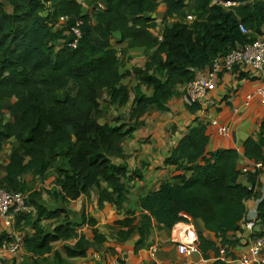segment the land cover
<instances>
[{
  "label": "trees",
  "instance_id": "1",
  "mask_svg": "<svg viewBox=\"0 0 264 264\" xmlns=\"http://www.w3.org/2000/svg\"><path fill=\"white\" fill-rule=\"evenodd\" d=\"M6 1L9 8L0 2V151L11 141L13 145L0 186L24 193L34 211L19 213L14 224L19 228L24 221L34 228L25 235L27 255L22 263L67 264L63 254L53 249L55 241L75 240L65 245L64 252L79 257L97 250L108 238L94 228L89 239L78 227L95 225V220L84 216L81 223L71 222L66 205L97 188L101 207L107 201L122 211L129 199L126 180L139 176L113 160L124 157L125 139L149 109L166 110L179 88L216 55L231 51L237 42L264 35V0H239L242 3L232 10L211 5V0ZM99 2L104 9L97 10ZM161 3L166 6L163 22L171 18L172 24L161 26L153 16ZM189 13L196 18L187 21ZM61 17L66 21L60 22ZM77 21H82L81 37L73 46L70 26ZM241 22L252 30L251 39L241 33ZM158 25L162 40L155 35ZM116 32L128 50L150 52L143 66L124 69L128 58L115 46ZM131 74L137 80L132 90L122 83ZM248 76L242 72L237 78ZM130 91L135 96L129 120L134 122L100 123L99 95L106 92L110 105L123 106ZM188 108L196 112L199 105ZM207 128L196 118L165 158L166 165L177 168L174 180L164 179L156 190L140 196V215L127 210L114 221L120 242L137 229L139 247L155 225L173 229L179 222L192 223L203 257L212 255V264H226L219 258L222 248L227 256L236 257L242 239L248 243L264 233V195L259 198L256 187L261 183L254 177L259 172L249 173L250 185L239 182L237 148L209 150ZM243 151L250 160L264 163V119L257 137L245 140ZM50 172L55 178L47 192L32 189L25 178L31 174L44 179ZM103 183L106 187L101 189ZM44 192L54 205L44 200ZM252 197L259 199L257 218L263 230L245 234L246 201ZM43 219H54L55 224L49 228L41 223ZM204 231L213 237H206ZM5 238L7 234H0V244Z\"/></svg>",
  "mask_w": 264,
  "mask_h": 264
},
{
  "label": "crops",
  "instance_id": "2",
  "mask_svg": "<svg viewBox=\"0 0 264 264\" xmlns=\"http://www.w3.org/2000/svg\"><path fill=\"white\" fill-rule=\"evenodd\" d=\"M0 2L9 8L6 0H0ZM189 7L194 9L195 3L191 2ZM165 9V4L161 3L153 13L157 22L160 21L158 13H161L163 16ZM158 31L161 32V26L159 25L155 28V35ZM118 36L121 37V34L116 32L113 39L114 43L118 40ZM115 46L117 48V45ZM136 63L134 59L132 63H127V69H131L132 66H143L145 62ZM248 75L247 78L243 79H238L233 74L225 76L217 88L208 95V97L213 99L214 103L199 106V110L196 112L189 110L183 96L184 86H181L179 94L171 97L168 101L166 110L151 108L140 118V125L134 130L132 136L123 142L124 157L113 159L119 164H126L130 173L136 171L139 175L132 180H126L129 185V199L122 211L119 213L115 205L107 201L101 207L99 205L100 190L97 188L91 190L88 195L83 194L66 205L68 219L71 222L81 223L84 216L90 218V220H95V225L86 223L78 227L86 233L89 239L92 240L94 237V228L108 238L102 244V251L92 248L86 256L79 257H67L64 252L65 245L74 244L75 240L55 241L53 249L63 254L67 264H107L112 258L118 259L121 264H212L214 261V256L212 255L209 258H204L201 251L191 252L190 254L182 251L179 242L174 241L172 238V229L167 227L155 225L148 238L139 247H136V242L139 238L137 229L128 240L120 242L116 236L117 229L114 221L124 217L127 210H133L137 215H140L142 213L139 205L140 196L156 190L164 179L174 180L177 168L174 165H166L165 158L170 155L183 136L186 128L193 124L196 118H199L208 125L209 150L235 147L239 152L238 161L240 169L247 166L249 167V173L259 172L258 175H253L256 177V181L261 183V187H256V191H260L259 198L263 195L264 167L261 169L255 168L253 160L247 158L243 151L245 140L251 136L257 137L260 123L264 119V104L257 97L247 99V95L260 85V79L256 75ZM128 76L134 77L133 74ZM125 78L122 79V83L128 85ZM128 87L132 90L129 85ZM147 92L150 93L151 90ZM134 96V92L130 91L129 102L123 106L112 105L105 118L101 117L100 114L99 122L111 125L121 123L132 124L134 121H130L129 116ZM106 100H109L107 93ZM212 120H218L219 124L229 125L231 128L230 136L219 135L216 126L211 124ZM12 145L8 143L6 146H10L11 148ZM6 164L7 160L5 163L0 161V167L3 168V173L0 174V177L4 174ZM249 173L245 175L241 174L239 182L250 185ZM54 178V174L48 178L52 182L51 187L53 186ZM104 187L106 185L103 183L101 189ZM43 198L48 204L54 205L48 196L44 195ZM257 205L258 199L249 198L246 201L247 214ZM35 216H32L33 219L36 218ZM139 220L138 216L137 222ZM245 220L246 216L243 226ZM23 222L19 228L15 227V225L12 227L6 223L4 218L0 217V234H6V232L14 229L20 231V228H22L21 233L31 235L34 228L30 224H23ZM41 223L52 228L55 220L43 219ZM198 225L203 228L201 222H198ZM244 232L245 234H249L253 231L245 230ZM233 234L238 235L239 233H230L229 235ZM204 235L206 237H213V234L206 231H204ZM246 244L247 240L242 239V246L239 247L238 254L245 251ZM26 255L27 251L24 245L22 250L15 255L3 256L4 258L0 255V264H23L22 262Z\"/></svg>",
  "mask_w": 264,
  "mask_h": 264
},
{
  "label": "built area",
  "instance_id": "3",
  "mask_svg": "<svg viewBox=\"0 0 264 264\" xmlns=\"http://www.w3.org/2000/svg\"><path fill=\"white\" fill-rule=\"evenodd\" d=\"M241 3L239 0H211V5L220 6L226 10H232L233 7ZM104 8L105 5L102 2L97 4V10ZM195 18L196 16L193 13H189L186 20L192 21ZM63 21H66L65 17H61L60 22ZM81 23L82 21H77L76 25L70 26L75 36L72 42L73 46L77 44L78 39L81 37V30L79 28ZM239 29L241 33L248 35L249 39H251V35L253 36L252 30L242 22L239 23ZM156 35L159 40H162L163 36L160 31ZM242 72L259 77L260 85L252 93L247 95V99L257 97L264 104V35H257L254 39L247 40L243 43L237 42L231 51L216 55L207 68L196 70L195 78L184 84L183 96L187 106L197 104L201 107L209 103H214L213 99L208 97L209 93L217 88L225 76L232 74L238 76ZM211 124L216 126L219 135L230 136L231 128L229 125L219 124L218 120H212ZM253 165L258 169L264 167L262 161H253ZM240 170L242 175L249 173V167L247 166L242 167ZM262 191L264 195V184ZM33 212L22 192L11 191L0 186V217L4 218L8 225L14 227L16 216L19 213L33 214ZM257 214V206L246 214L245 230L255 231V227L259 225ZM186 224L189 226L186 231L178 229V224L173 227V240L179 242L181 250L187 254L200 251L197 230L194 224ZM6 234L7 238L0 244V255L2 257L19 253L25 243V235L18 230L14 229L6 232ZM96 256L98 255L96 254ZM219 258L224 260L226 264H264V233L250 238L246 244L245 251L236 257L227 256V252L222 248ZM107 264L121 263L118 259L112 258Z\"/></svg>",
  "mask_w": 264,
  "mask_h": 264
},
{
  "label": "rangeland",
  "instance_id": "4",
  "mask_svg": "<svg viewBox=\"0 0 264 264\" xmlns=\"http://www.w3.org/2000/svg\"><path fill=\"white\" fill-rule=\"evenodd\" d=\"M159 17H160V21H158V24H160L161 26L164 24H172L174 22V19L168 18L166 21L163 22V16L161 13H158ZM120 37L118 36V40L115 41V45H117V48L119 49V52H121L122 57L124 56V58H128L127 59V63H132L133 59L135 60V62L137 63H141V62H145L146 59L148 58L149 52L145 51L144 49H133V50H128L126 48V42H121ZM124 50V53H123ZM126 51V52H125ZM137 58V60H136ZM127 63L124 66V69H127ZM136 63V64H137ZM124 65V63H123ZM132 66V65H130ZM133 67V66H132ZM131 67V68H132ZM130 77V78H129ZM125 81L128 83V85L133 89L136 80L134 79L133 76H128L125 78ZM100 98V102H101V117L105 118L108 111L111 109L110 107L112 105H110L108 103V100H106V93H104L103 95L100 94L99 95ZM5 119H8L9 116L7 114L4 115ZM12 144V142H11ZM10 146H4L3 149L0 151V161L2 163H5L7 158H8V152L10 151ZM3 173V168L0 167V174ZM53 175V173H49L47 175L46 178L41 179V178H35L33 175L31 174H27L25 175L26 180L28 181L30 187L32 189H37V190H41V191H48L52 185V182L49 181V177ZM46 192H44V195L47 196ZM24 194V193H23ZM25 195V194H24ZM23 230L22 228H20V231Z\"/></svg>",
  "mask_w": 264,
  "mask_h": 264
},
{
  "label": "bare ground",
  "instance_id": "5",
  "mask_svg": "<svg viewBox=\"0 0 264 264\" xmlns=\"http://www.w3.org/2000/svg\"><path fill=\"white\" fill-rule=\"evenodd\" d=\"M188 228H189V226L185 222L178 223V229H180L182 231H186Z\"/></svg>",
  "mask_w": 264,
  "mask_h": 264
},
{
  "label": "water",
  "instance_id": "6",
  "mask_svg": "<svg viewBox=\"0 0 264 264\" xmlns=\"http://www.w3.org/2000/svg\"><path fill=\"white\" fill-rule=\"evenodd\" d=\"M263 230V227H262V225H257L256 227H255V231H257V232H261ZM96 248H97V250L98 251H102L103 250V246H96Z\"/></svg>",
  "mask_w": 264,
  "mask_h": 264
},
{
  "label": "clouds",
  "instance_id": "7",
  "mask_svg": "<svg viewBox=\"0 0 264 264\" xmlns=\"http://www.w3.org/2000/svg\"><path fill=\"white\" fill-rule=\"evenodd\" d=\"M186 223V222H185Z\"/></svg>",
  "mask_w": 264,
  "mask_h": 264
}]
</instances>
